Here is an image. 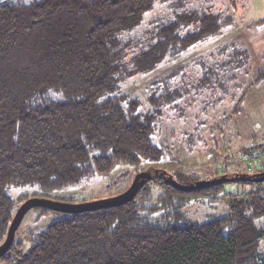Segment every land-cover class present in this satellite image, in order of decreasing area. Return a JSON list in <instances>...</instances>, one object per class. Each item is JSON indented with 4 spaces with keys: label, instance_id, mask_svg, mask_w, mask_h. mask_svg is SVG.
Wrapping results in <instances>:
<instances>
[{
    "label": "trees",
    "instance_id": "trees-1",
    "mask_svg": "<svg viewBox=\"0 0 264 264\" xmlns=\"http://www.w3.org/2000/svg\"><path fill=\"white\" fill-rule=\"evenodd\" d=\"M154 2L0 0V243L16 200H64L54 192L106 174L118 164L161 158L163 149L153 134L167 105L180 94L178 79L185 67H171L152 82L159 87L147 94L146 110L140 109V98L124 92L122 83L174 62L193 45L220 34L231 16L185 8L173 0L163 6L169 14L152 20L151 35H137L135 29ZM221 51V60L204 66H225L234 79L245 64V52ZM207 70L198 80L201 85L223 89L221 78L216 83L222 69H217L216 82ZM263 76L258 70L254 79ZM175 174L185 183L158 169L124 204L49 222L29 234L28 248L13 241L0 263L264 264V181H236L234 175L250 174L228 172L217 175L227 181L183 191L167 181L168 175L181 185L198 177L180 170ZM152 181L161 185L154 203L149 202ZM225 182H250L256 188L230 193L224 215L189 220L185 204L196 197L214 201ZM13 187L31 191L14 198Z\"/></svg>",
    "mask_w": 264,
    "mask_h": 264
},
{
    "label": "rangeland",
    "instance_id": "rangeland-1",
    "mask_svg": "<svg viewBox=\"0 0 264 264\" xmlns=\"http://www.w3.org/2000/svg\"><path fill=\"white\" fill-rule=\"evenodd\" d=\"M171 1L173 0H155L154 8L146 13L141 25L134 32L143 37L151 35L149 33L153 28L152 20L165 15V12L169 14L163 6ZM179 1L185 8L197 7L212 13L220 12L224 16L230 15L231 23L222 27L220 34L215 37L193 45L176 61L160 64L153 71L129 77L122 83L124 92L131 97L140 98V109L146 110L149 108L147 94L153 88L158 90L159 87L152 82L164 76L171 67L176 69L182 65L187 69L180 71L181 76L184 75L182 80L177 76L178 82L182 83L180 94L167 105L153 134V141L163 149L161 158L137 165L118 164L106 174H95L76 186L55 191L54 195L64 197V200L58 201L82 204L116 196L129 187L138 172L147 170L149 166L173 173L182 183H185V180L175 174L176 170L188 176H197V181L211 180L228 172H247L255 177L264 171V76L260 80L254 79L258 70L264 71V63H259L254 54L249 52L250 63L247 64V59L245 68L250 74L247 76L241 73L243 68L236 69L235 80L229 78V71L228 76H225V66H204L211 65V61L215 62L219 57L221 60V49L236 48L246 53L241 47L247 46L248 43L250 51L255 53L257 38L251 33L253 26L247 24H254L261 19L254 17L256 11L253 7L250 9L248 0ZM262 47L264 48L260 46ZM253 62L254 66L251 65ZM219 68L220 71L222 69L221 75L218 76V79L221 78L219 85L225 86V89L213 87L211 90L207 84L202 86L198 80L203 72L212 70L215 79ZM246 147L252 148L245 152L243 149ZM149 187L152 193L149 202L154 203L161 193V185L152 181ZM255 188L250 182H225L214 201L206 202L202 197L191 198L183 207V211L187 218L193 221L218 217L226 213L230 193L245 194ZM28 191H31L30 188L13 187L10 193L16 198ZM25 200H16L15 207L18 208ZM69 214L49 208L41 210L32 207L20 221L13 241L20 242L26 249L30 245L29 234H37L49 222ZM260 248L264 253V238L260 242Z\"/></svg>",
    "mask_w": 264,
    "mask_h": 264
},
{
    "label": "water",
    "instance_id": "water-1",
    "mask_svg": "<svg viewBox=\"0 0 264 264\" xmlns=\"http://www.w3.org/2000/svg\"><path fill=\"white\" fill-rule=\"evenodd\" d=\"M165 172L164 174H166ZM155 174H158L157 168L140 171L135 175L129 187L122 193L107 199L91 201L82 204H69V203L60 202L58 200L40 198V197H30L26 199L24 202L20 204V206L17 208L16 212L14 213L11 222L9 224V227L7 229L6 236L4 240L0 243V257L10 248L14 240L15 230L17 229L24 214L30 208L40 206L55 211L77 213L82 211H90L94 209L109 208V207L121 205L131 200L137 194L139 189L144 185V183L147 180L152 179ZM168 176L169 177L167 178V181L171 182L173 185H175L176 188L183 191H192L201 188L207 184L217 182L219 180L227 181L229 179L226 177H216L211 180L196 181L191 185H181L175 180H173L170 175ZM231 179L236 181H264V171L258 173L255 177L241 174V175H234Z\"/></svg>",
    "mask_w": 264,
    "mask_h": 264
},
{
    "label": "crops",
    "instance_id": "crops-1",
    "mask_svg": "<svg viewBox=\"0 0 264 264\" xmlns=\"http://www.w3.org/2000/svg\"><path fill=\"white\" fill-rule=\"evenodd\" d=\"M248 3L250 4L249 5L250 9L253 7L254 11H256L255 15H254L255 18H257V19L260 18L261 19V18L264 17V0H248L247 4ZM247 25L248 26H253V29H250V30L252 31L251 33H254V35H256V38H257L256 39V41H257V49H256L255 53L253 51H250V48L248 47L249 46L248 43H247V46L243 45V47H241L242 49L246 50V53L243 56V58L245 59V64L241 67V68H243L241 73H243L244 75L248 76L250 73H248L249 71H248V69L245 68V65H246V60L248 59V61H247V64H248L249 59L251 58V55L248 56L249 52L254 54L255 59L257 61H259V63L260 62L264 63V48L263 47L260 48V46H264V43H263L264 42V21L260 20V21L255 22L254 24L248 23ZM243 52H245V51L243 50ZM219 54H220V52H219ZM221 57H222V55H221ZM212 62H213V60H212ZM251 65L254 66L255 63L253 62ZM241 68H239V70ZM224 72H225L224 74L228 73V71H226V70ZM219 76H220V74H219ZM216 79H217V82L215 81V79H214V81L219 84L218 78H216ZM222 88L224 90L225 86H223Z\"/></svg>",
    "mask_w": 264,
    "mask_h": 264
}]
</instances>
